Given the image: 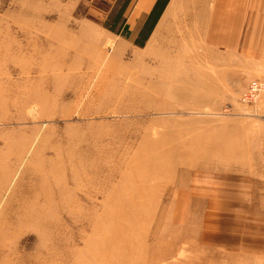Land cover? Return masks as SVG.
I'll return each instance as SVG.
<instances>
[{
  "label": "rangeland",
  "instance_id": "rangeland-1",
  "mask_svg": "<svg viewBox=\"0 0 264 264\" xmlns=\"http://www.w3.org/2000/svg\"><path fill=\"white\" fill-rule=\"evenodd\" d=\"M138 1L0 0V264H264L260 77L215 103Z\"/></svg>",
  "mask_w": 264,
  "mask_h": 264
},
{
  "label": "crops",
  "instance_id": "crops-1",
  "mask_svg": "<svg viewBox=\"0 0 264 264\" xmlns=\"http://www.w3.org/2000/svg\"><path fill=\"white\" fill-rule=\"evenodd\" d=\"M155 2L139 0L137 15L149 14ZM179 7L184 12L170 17L168 13ZM164 11L158 26L162 27L165 15L167 20L172 19L169 29L173 30V38L186 43L184 51L190 59L198 57L197 65L183 67L182 72L197 73L199 78L212 82L220 98L215 103H227L229 90L245 87L264 75V0H169ZM126 25L125 19L123 29ZM171 68L176 69L175 65ZM259 100L257 108L264 111V95Z\"/></svg>",
  "mask_w": 264,
  "mask_h": 264
},
{
  "label": "trees",
  "instance_id": "trees-1",
  "mask_svg": "<svg viewBox=\"0 0 264 264\" xmlns=\"http://www.w3.org/2000/svg\"><path fill=\"white\" fill-rule=\"evenodd\" d=\"M169 0H156L153 8L149 12V14L145 17V22L143 24L142 29L140 30V33L143 34V38L141 43H138L140 46H143L145 41L148 39L149 35L151 34L152 30L154 29L156 23L158 22L160 16L162 15L167 3ZM126 9V6H124L120 11L119 21H116V25H119V27L124 26L125 19L122 17V12ZM109 30L111 31H117L118 29L116 26H111L106 24L105 25ZM119 32V31H118Z\"/></svg>",
  "mask_w": 264,
  "mask_h": 264
},
{
  "label": "built area",
  "instance_id": "built-area-1",
  "mask_svg": "<svg viewBox=\"0 0 264 264\" xmlns=\"http://www.w3.org/2000/svg\"><path fill=\"white\" fill-rule=\"evenodd\" d=\"M261 94H264V76L252 81L247 88V100H256Z\"/></svg>",
  "mask_w": 264,
  "mask_h": 264
}]
</instances>
